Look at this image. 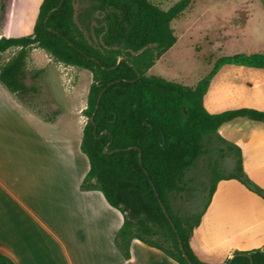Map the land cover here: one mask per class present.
<instances>
[{
    "label": "trees",
    "instance_id": "1",
    "mask_svg": "<svg viewBox=\"0 0 264 264\" xmlns=\"http://www.w3.org/2000/svg\"><path fill=\"white\" fill-rule=\"evenodd\" d=\"M193 2L180 0L164 10L149 0H94L85 12L83 28L77 22L76 0H44L33 34L0 39V60L7 51L19 49L0 68V81L20 97L40 92L43 69L31 74L33 85L26 84V62L33 48L65 66L92 73L83 111L88 120L80 150L89 161V171L82 189L102 192L122 213L124 223L115 244L126 259L131 257L132 241L138 240L178 264H208L196 256L190 241L218 182L237 180L264 199V189L243 170L240 148L218 133L220 126L236 118L264 122V112L244 108L212 115L203 105L222 67L264 69V53L217 58L195 86L147 74L176 45L174 24L188 14ZM92 20L97 24L95 38L85 33ZM214 140L226 145L235 167L227 175L212 170L215 177L207 203L191 214L182 205L190 191L185 178ZM229 263L264 264V250L236 252L224 264ZM0 264L15 263L0 253Z\"/></svg>",
    "mask_w": 264,
    "mask_h": 264
},
{
    "label": "crops",
    "instance_id": "2",
    "mask_svg": "<svg viewBox=\"0 0 264 264\" xmlns=\"http://www.w3.org/2000/svg\"><path fill=\"white\" fill-rule=\"evenodd\" d=\"M43 1L0 0V39L33 34ZM256 28L264 35L259 25ZM18 51L4 53L0 68ZM41 51L33 48L26 62L29 86L34 71H45L38 94L20 97L0 81V253L15 264H178L138 240L131 243L129 259L116 247L122 213L102 192L82 189L89 171V161L80 150L88 99L76 108L70 96L66 103L56 101L48 86L50 66L63 77L66 94L76 86L67 85L61 69L65 65L48 55L43 62ZM34 103L44 104L45 114L52 111V119L34 113ZM203 105L212 115L244 108L264 112V69L222 67ZM72 109L77 113L75 122L68 118ZM218 133L240 148L244 172L264 189V122L236 118L220 126ZM190 244L208 264H224L236 252L264 250V199L237 180H220Z\"/></svg>",
    "mask_w": 264,
    "mask_h": 264
},
{
    "label": "rangeland",
    "instance_id": "3",
    "mask_svg": "<svg viewBox=\"0 0 264 264\" xmlns=\"http://www.w3.org/2000/svg\"><path fill=\"white\" fill-rule=\"evenodd\" d=\"M160 8L167 10L180 0H149ZM94 0H76V17L78 24H86L85 12ZM98 17V14H94ZM101 20V18H99ZM96 21L90 22V31L86 35L95 38ZM256 25L264 30V0H194L189 12L175 22L178 40L176 45L162 59H159L148 75H158L164 79L189 86L208 69L215 59L231 56L242 51H264V35ZM87 31V32H86ZM42 52V51H41ZM42 61L45 55L42 52ZM136 55V54H133ZM7 54L4 55L6 57ZM47 57V56H46ZM68 77V86H76L71 95L66 94L62 86V76L52 66L48 68L49 89L58 103H66L67 97L73 98L75 108L88 99L93 83L89 71L75 67H62ZM153 69V70H152ZM87 95V98H86ZM50 102L52 98L49 97ZM87 103V101H86ZM30 105V104H29ZM44 104L34 103L33 112L43 118L52 119L53 113L42 112ZM31 106V105H30ZM73 108V106H72ZM70 122H75L77 113H68ZM86 122H87V118ZM225 148V153L220 149ZM209 151L200 157L185 178L189 186L187 202L183 207L191 214L199 213L209 197L210 183L214 179L213 169L218 174H229L235 167V160L230 157L226 145L217 140L208 146ZM254 182V181H253Z\"/></svg>",
    "mask_w": 264,
    "mask_h": 264
},
{
    "label": "water",
    "instance_id": "4",
    "mask_svg": "<svg viewBox=\"0 0 264 264\" xmlns=\"http://www.w3.org/2000/svg\"><path fill=\"white\" fill-rule=\"evenodd\" d=\"M187 112L185 111V114H186ZM180 247H181V249H182V251H183V253H184V256L187 258V256H186V254H185V252H184V248H183V246H182V244H181V242H180ZM233 258V257H232ZM188 259V258H187ZM230 264V263H229ZM252 264V263H251Z\"/></svg>",
    "mask_w": 264,
    "mask_h": 264
}]
</instances>
